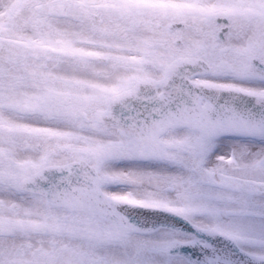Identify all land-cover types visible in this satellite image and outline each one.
<instances>
[{"label":"snow or ice","instance_id":"1","mask_svg":"<svg viewBox=\"0 0 264 264\" xmlns=\"http://www.w3.org/2000/svg\"><path fill=\"white\" fill-rule=\"evenodd\" d=\"M0 264H264V0H0Z\"/></svg>","mask_w":264,"mask_h":264}]
</instances>
